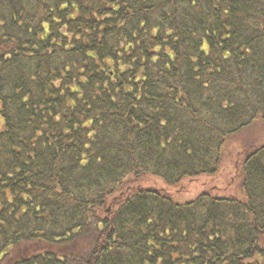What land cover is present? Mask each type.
<instances>
[{"label":"trees","instance_id":"obj_1","mask_svg":"<svg viewBox=\"0 0 264 264\" xmlns=\"http://www.w3.org/2000/svg\"><path fill=\"white\" fill-rule=\"evenodd\" d=\"M264 0H0V264H264Z\"/></svg>","mask_w":264,"mask_h":264},{"label":"rangeland","instance_id":"obj_2","mask_svg":"<svg viewBox=\"0 0 264 264\" xmlns=\"http://www.w3.org/2000/svg\"><path fill=\"white\" fill-rule=\"evenodd\" d=\"M264 143V122L257 119L250 126L239 130L226 138L222 146V162L220 170L214 176L201 175L184 179L180 185L168 186L156 177H146L141 185L162 188L169 192L175 200L184 201L194 197L201 191L214 194H231L241 197L235 178V171L243 156L256 145Z\"/></svg>","mask_w":264,"mask_h":264}]
</instances>
